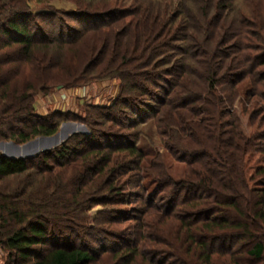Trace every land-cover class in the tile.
<instances>
[{"label": "trees", "instance_id": "trees-1", "mask_svg": "<svg viewBox=\"0 0 264 264\" xmlns=\"http://www.w3.org/2000/svg\"><path fill=\"white\" fill-rule=\"evenodd\" d=\"M66 1L75 8L33 9L30 0H0V143L23 145L56 134L59 124L69 120V114L52 111L42 116L35 114L34 107L36 93L48 92L49 87L62 77V74L58 78L55 73L50 74L66 60L55 48H79L90 29L103 36L101 30L110 32L109 22L121 16L116 8L121 0ZM100 3L112 9L95 11ZM137 8L136 13L128 11V14L135 18V24L143 20L144 27L151 25L148 33L162 24L155 33L159 35L157 39L171 38L174 22L191 18L184 8L169 14L164 10L154 14L148 24L151 14L147 15L145 7L143 10L137 5ZM214 8L212 3L205 2L197 25H188L187 29L190 28L194 36L202 37L203 34L205 40L202 44L193 41L192 49L190 45L182 48L183 59L166 74L170 77V89L165 93L169 95L168 99L158 97L159 87L147 95L145 83L161 79L153 70L159 65L155 56L162 47L149 35L139 34L136 27L128 30L137 43L143 39L142 45H134L131 51L138 55L128 58L126 47L121 53L117 48L112 49L117 56L112 69L105 67L104 70L100 65L95 79L109 78L120 82V92L125 95L112 104L113 113L125 107L132 110L131 106L139 105L142 98L152 97V101H159L157 103L163 108V120L159 118L155 127L167 128V133L171 134L173 129L180 136L182 142L176 147L190 172L187 173L188 180L178 184L173 200L166 201L162 215L171 214L176 220L173 237L178 239L183 233L189 243L184 248L185 259L180 256V260L173 259L170 264H264V167L247 176V161L255 144L241 132L231 107L239 94L242 77L225 81L223 84L228 88L219 89L211 66L199 67L201 64L196 61V55L207 54L204 45L210 46L220 33V27H208L210 11ZM57 14H63L77 27L59 24L55 29L52 20ZM220 15L214 17L215 25ZM193 35L181 34L176 40H192ZM245 62L250 63L248 69H244L246 74L253 76L254 67L264 64V50L260 59L248 58ZM76 68L68 69V74L70 71L72 75L76 74ZM143 68L150 70L145 73L140 71ZM89 70L87 67L81 75ZM83 78L76 76L73 80L78 82ZM189 86L198 88L199 93L193 94ZM217 92L224 96L218 97ZM156 113L159 115L160 110ZM119 141L122 140L110 135L101 134L97 139L95 134H74L60 147L40 152L32 158L10 159L0 154V248L6 264H98L97 257L106 254L108 249L103 247L96 253L92 245L82 239H94V234L104 235L102 229L84 227L79 217L70 226L55 222V213L64 211L65 207L55 203L54 169L57 166L71 170L76 185L84 188V193L89 195L86 200L92 204L104 205L113 198H124L128 195L122 193L109 177L116 174L115 159L111 156L125 152L137 157L134 166L127 169L131 172L140 169L145 154L137 146L120 145ZM75 157L81 159L77 161ZM255 176H259L258 179ZM75 193L80 194V189L77 188ZM86 200L82 205L77 202V206L70 207L74 210L68 215L75 217L84 211ZM176 207L182 209V213L179 211L175 215ZM135 248L136 245H121L109 250L108 254H112L117 263H122L126 254L134 257Z\"/></svg>", "mask_w": 264, "mask_h": 264}, {"label": "rangeland", "instance_id": "rangeland-1", "mask_svg": "<svg viewBox=\"0 0 264 264\" xmlns=\"http://www.w3.org/2000/svg\"><path fill=\"white\" fill-rule=\"evenodd\" d=\"M205 2L215 6L210 11L208 27L210 29H217V27L219 29L220 27L221 30L210 46L204 45L207 54L196 55V61L201 64L199 67L205 64L209 66L208 68L211 66L212 71L215 72L214 78L219 83V89L228 88L223 84L225 81H231L236 76L242 77L240 88H238L239 94L231 107L238 119L241 132L255 144L253 152L249 155L246 170L247 176L253 175L256 169L264 167V64H257L254 67V75L249 76L245 71L250 63H246L245 60L248 58L258 59V57L260 59L261 51L264 50V0H121L118 5L116 4L121 16L118 20L109 22L110 32L106 33V29H102L101 32L104 35L98 36L90 29L86 33L85 42L80 44L79 48L75 47L76 50L69 49L67 46L55 48V51L62 57H66V60L63 65L62 61V66L50 74L55 73L57 78L62 74V77L59 82H55L49 87L48 92L39 91L34 96L35 114L44 116L52 111H63L69 114V120L59 124L56 134L63 127L62 135L57 142L49 143L50 150L60 147L74 134H95L97 139L103 134L110 135L113 139L122 140L119 141L120 145H135L145 154L140 161V169L138 171L133 169L131 172H127V169L134 166V163L138 161L137 157L125 152L112 154L111 157L115 159L116 174L109 177L114 179V185L128 196L113 198L104 205L92 204L90 200H86L89 195L84 193L83 187L76 185L77 182L71 170L67 171L65 168L57 166L54 169L55 203H61L65 207L63 212L55 213V222L70 226L76 217H79V221L84 227L102 229L106 235L94 234V239L89 240L86 237L82 239L83 242L92 245L95 252L103 247L108 249L106 254L97 257L98 264H122L125 262L128 264H170L174 261L173 259L180 260L182 257L185 259L184 248L189 243L187 242L188 238L182 233L178 239H175L173 232L176 229V220L172 218L171 214L167 217L162 215L166 201L173 200L179 187L178 184L186 182L188 180L187 173L190 172L186 163L182 161L183 155L176 147L177 143L181 144L182 142L180 136L173 129L171 134V132L167 133V128L155 127L159 124L157 122L159 118L163 120V108L157 103L159 101L153 102L152 97L148 99L144 97L142 100L140 98L143 102H140L139 105L132 104V110L125 107L123 110L117 111L116 114L113 113L112 104L116 99H121L125 95V92H120V82L109 78H95L98 77L96 70L100 65L103 69L105 67L108 70L112 69L113 63L117 60L112 49L117 48L121 53L126 47L128 58H135L138 55V53L131 54V51L134 45L141 46L143 39L137 43L128 30L129 27L131 29L136 27L139 34L149 35L150 38L156 39V43L158 42V45L160 44L162 47L155 56L159 65L154 70L152 69L161 79L145 83L147 84V95L159 87L158 97L161 100L168 99L169 95L165 93L170 89V77L166 74L174 64L183 59L182 48L190 45L192 49L193 41L204 43L203 34L202 37L201 35L194 36L189 30L190 28L187 29V27L188 25H193V27L197 25V17ZM137 5L142 9L145 7L148 10V16L151 14L152 19H148V24H151L154 14L164 10H167L169 14L184 8L191 18L181 21L178 19L174 22L171 33L173 41H170V36L165 39V36L157 39L159 35L156 36L155 33L158 32L162 24L156 26L150 34L148 31L151 29V25L144 27L143 20L135 24V18L128 14V11L136 13ZM52 6L66 10L75 8L66 0H30V8L33 9L52 8ZM108 9L112 8L104 7L100 3L99 8L95 11ZM157 9L160 11H156ZM184 11L182 13H185ZM218 15L221 18L215 25L214 17ZM52 24L55 29L59 24L77 27L63 14H57L52 20ZM163 28L167 29L168 27ZM181 34L194 37L185 42L176 40ZM222 55H226L227 58H223ZM55 60L57 59L55 58ZM99 61L101 62L97 64ZM221 66L223 68H220ZM71 67H77L76 74L72 75V71H70V75L68 74L67 70ZM87 67L90 70L82 76L81 72H84ZM149 70L150 68H143L140 71L146 73ZM67 75L70 77H66ZM76 76L84 78L75 82L73 79ZM88 79L92 80L88 82ZM68 85H73V87ZM189 89L193 91V94L199 93L198 88L191 89L189 86ZM217 95L218 97L224 96L218 92ZM159 110L158 115L156 112ZM3 153L4 150L0 148V154ZM75 159L79 161L81 158L75 157ZM85 161L87 162L84 160V163H86ZM258 177L255 176V179ZM98 181L99 178L96 182L99 183L100 181ZM97 183L94 184V188ZM77 188L80 189V194L76 195ZM94 195L97 196V193ZM85 200L84 211L75 217L68 215L70 210H74L69 209L70 207L77 206V202L82 205ZM149 205L153 209L149 208ZM144 209H146L145 212ZM181 210L176 207L173 213L178 215L180 212L182 213ZM120 211L126 214H121ZM121 245H136L135 253L133 258L126 254V260L123 259L122 263H117L115 257L108 253L112 248L116 249ZM0 264H6V257L1 248Z\"/></svg>", "mask_w": 264, "mask_h": 264}, {"label": "water", "instance_id": "water-1", "mask_svg": "<svg viewBox=\"0 0 264 264\" xmlns=\"http://www.w3.org/2000/svg\"><path fill=\"white\" fill-rule=\"evenodd\" d=\"M63 132V127L60 131L52 137H41L27 142L23 145H16L14 143H1L0 148L4 150L2 156L10 159H27L32 158L39 154L40 152L49 150L50 142L58 141L61 133ZM11 149V151H8Z\"/></svg>", "mask_w": 264, "mask_h": 264}]
</instances>
